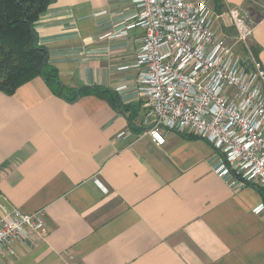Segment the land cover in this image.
Here are the masks:
<instances>
[{
  "label": "crops",
  "instance_id": "0c3cea01",
  "mask_svg": "<svg viewBox=\"0 0 264 264\" xmlns=\"http://www.w3.org/2000/svg\"><path fill=\"white\" fill-rule=\"evenodd\" d=\"M210 8L238 50L229 11L258 19L243 28L264 68V0ZM136 12L131 0H50L35 23L65 90L107 93L68 103L42 78L0 92V202L45 225L0 264H264V195L218 176L219 155L194 134L165 132L163 146L146 135Z\"/></svg>",
  "mask_w": 264,
  "mask_h": 264
},
{
  "label": "built area",
  "instance_id": "2783aa9c",
  "mask_svg": "<svg viewBox=\"0 0 264 264\" xmlns=\"http://www.w3.org/2000/svg\"><path fill=\"white\" fill-rule=\"evenodd\" d=\"M137 12L127 28L143 30L135 62L137 91L144 99L146 131L163 146L165 132L192 133L219 155L216 173L264 188V68L246 44L242 10L229 11L240 49L216 23L210 0H131ZM250 25V24H249ZM123 29L111 37H124ZM45 234L41 213L6 210L0 202V253L29 233Z\"/></svg>",
  "mask_w": 264,
  "mask_h": 264
},
{
  "label": "trees",
  "instance_id": "16d2710c",
  "mask_svg": "<svg viewBox=\"0 0 264 264\" xmlns=\"http://www.w3.org/2000/svg\"><path fill=\"white\" fill-rule=\"evenodd\" d=\"M215 2L218 5L219 0ZM49 3L50 0H0V92L12 96L22 85L42 78L53 93L68 103L90 92L106 97L107 92L96 88L65 90L56 71L48 66V52L38 45L34 27ZM257 20L252 19L253 23ZM249 49L254 55L258 52L253 45ZM254 188L264 195L262 189Z\"/></svg>",
  "mask_w": 264,
  "mask_h": 264
},
{
  "label": "rangeland",
  "instance_id": "374dc122",
  "mask_svg": "<svg viewBox=\"0 0 264 264\" xmlns=\"http://www.w3.org/2000/svg\"><path fill=\"white\" fill-rule=\"evenodd\" d=\"M242 15H243V17L246 19V16H245L244 14H242ZM248 19H249V21H248L247 19H246V21L248 22V24L251 25L253 21H252L250 18H248ZM219 25H220V24H219ZM248 44H249V43H248ZM248 44H247V45H248ZM239 49H240V48H239Z\"/></svg>",
  "mask_w": 264,
  "mask_h": 264
}]
</instances>
